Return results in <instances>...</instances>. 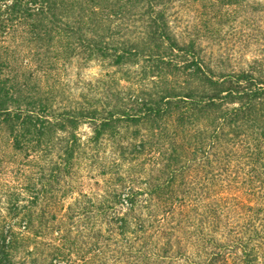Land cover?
Instances as JSON below:
<instances>
[{
    "label": "trees",
    "instance_id": "16d2710c",
    "mask_svg": "<svg viewBox=\"0 0 264 264\" xmlns=\"http://www.w3.org/2000/svg\"><path fill=\"white\" fill-rule=\"evenodd\" d=\"M0 264H264V0H0Z\"/></svg>",
    "mask_w": 264,
    "mask_h": 264
},
{
    "label": "rangeland",
    "instance_id": "374dc122",
    "mask_svg": "<svg viewBox=\"0 0 264 264\" xmlns=\"http://www.w3.org/2000/svg\"><path fill=\"white\" fill-rule=\"evenodd\" d=\"M241 21H242V18H239L238 21H236L234 23H227L225 26H223L222 31L228 37L231 36L233 31H241V33H240L241 35L247 36V34L251 33L252 31H250L248 29V27L244 25L245 23H243ZM249 35H251V34H249ZM233 44H232V42H229V46H227L226 48L227 49L234 48L235 45H233ZM220 48H224V45L222 44V46H220ZM249 56H250V53H246L244 55V58L249 57ZM71 70L73 73H76L79 71L80 77L82 79H86V80L93 79L101 73V68L97 63L88 64L85 67L80 68L79 70H76V68L73 67V69H71ZM81 133L86 134V133H88V130L86 128H82Z\"/></svg>",
    "mask_w": 264,
    "mask_h": 264
}]
</instances>
